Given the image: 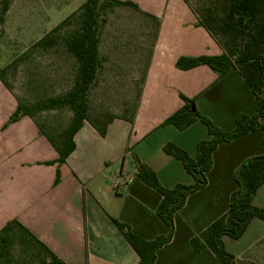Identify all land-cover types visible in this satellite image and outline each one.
I'll return each mask as SVG.
<instances>
[{"label":"crops","instance_id":"obj_1","mask_svg":"<svg viewBox=\"0 0 264 264\" xmlns=\"http://www.w3.org/2000/svg\"><path fill=\"white\" fill-rule=\"evenodd\" d=\"M129 1L159 21L156 38L149 43L139 103L130 116L113 113L103 136L83 120L72 137L73 150L57 164L58 142L26 115L3 126L16 105H0V229L16 220L65 264H136L138 256L111 218L143 239L166 233V225L155 213L161 195L136 176L135 165L125 157L130 147H137V158L163 188L193 182L181 162L162 151L170 142L193 157L197 142L208 138L195 123L182 130L162 123L184 105L180 94L192 99L196 111L223 131L233 128L238 113L254 112V96L236 70L219 76L205 65L185 70L174 66L179 56L220 54L184 1ZM147 90L164 97L163 104L152 105L144 95ZM262 136V131H253L214 148L204 185L187 194L173 213L171 238L156 249L153 264H219L208 249L192 250L189 239L225 213L236 188L233 170L244 158L264 154ZM142 150L164 163L163 174ZM118 161L119 166H109ZM251 203L264 209V183ZM248 233L254 235L250 240ZM247 236L243 248L231 250L232 242ZM263 239L264 221L255 217L238 239L222 236L236 262L264 258Z\"/></svg>","mask_w":264,"mask_h":264},{"label":"trees","instance_id":"obj_2","mask_svg":"<svg viewBox=\"0 0 264 264\" xmlns=\"http://www.w3.org/2000/svg\"><path fill=\"white\" fill-rule=\"evenodd\" d=\"M183 1L195 14L198 25L204 28L222 51L218 55L179 56L174 66L185 70L205 65L219 76L230 70H236L254 96V112L238 113L234 118L233 128L223 131L196 111L192 99L180 94L184 105L168 115L162 123L171 124L176 129L182 130L198 119L205 127L208 138L197 142L193 157H189L170 142L162 146V151L178 159L184 170L191 175L193 178L191 184H176L170 189L163 188L149 167L143 163L136 165V176L161 195L155 213L166 225L165 234L143 239L133 234L127 224L111 218L114 226L138 256L136 264H153L156 249L170 240L173 230L172 215L183 205L187 194L204 185V172L210 167L211 152L218 144L253 131L263 132L260 142L264 144V122H262L264 119V0H197L201 4L197 9L193 8L188 0ZM8 4L9 0L0 1V22L3 21ZM100 4L102 7L100 0H84L75 11L31 44L33 48H51L61 40L66 52L76 64L70 88L62 95L47 97L44 101L33 105L15 102L14 110L3 125L23 115L32 117L35 110L67 106L71 116L58 132L59 146L56 147L57 158L54 160L57 164L64 162L65 157L73 150L72 137L82 126L83 120H87L103 136L106 124L115 116L109 114L100 124L95 119L89 118L87 113V91L95 80L100 64L97 52L98 26L102 21L99 13ZM116 5L138 8L135 3L128 0H106V7L112 8ZM61 31H63L62 35H60ZM14 64L15 62L7 63L0 67V81L4 86H7L3 80L4 74ZM132 110L128 116L131 115ZM232 178L236 188L229 195L225 213L189 239L192 250L208 249L219 264L242 263L236 262L233 255L226 251L222 236L238 239L252 218L264 221V209L251 203L256 189L264 183V154L244 158L233 170ZM57 179L56 171L54 181ZM16 231L39 246L44 253L40 259L42 263L65 264L16 220L8 221L0 229V242L11 243L5 235Z\"/></svg>","mask_w":264,"mask_h":264},{"label":"rangeland","instance_id":"obj_3","mask_svg":"<svg viewBox=\"0 0 264 264\" xmlns=\"http://www.w3.org/2000/svg\"><path fill=\"white\" fill-rule=\"evenodd\" d=\"M188 1L195 9L201 5L197 0ZM83 2L84 0H9L3 21L0 22V67L7 63L15 64L4 74L3 80L7 86L0 81V105H14L15 102L33 105L47 97L62 95L70 88L76 64L61 40L51 48H33L31 44ZM100 2L103 5L101 7L100 4L102 21L98 26L97 44L100 64L95 80L87 91L86 101L88 117L101 124L109 114L128 116L133 106L138 105L146 64L150 59L149 43L156 38L159 21L139 8L123 5L109 8L106 7V0ZM191 12L193 13L192 10ZM62 34L63 31L60 32ZM215 44L221 53V47L216 42ZM152 79L156 81V77ZM144 95L153 102L152 105L163 104L164 97H160L155 91L150 93L147 90ZM70 116L69 108L62 106L35 110L31 118L52 140L57 141L58 132ZM192 123L206 130L198 119ZM128 151L125 159L129 160L130 165H135L136 168L138 163H143L137 158L140 156L137 147H130ZM140 153L148 157L158 174H163L166 168L164 163L155 155L149 157L148 150ZM119 163L120 161L109 166L116 167ZM248 236L250 240L254 235L248 233ZM248 236L240 242H232L234 244L231 250L243 248L249 242ZM5 237L11 243L0 242V264H44L40 261L44 256L43 251L28 237L18 231L9 232ZM261 248L264 249V239ZM241 262L240 264H264V258Z\"/></svg>","mask_w":264,"mask_h":264},{"label":"water","instance_id":"obj_4","mask_svg":"<svg viewBox=\"0 0 264 264\" xmlns=\"http://www.w3.org/2000/svg\"><path fill=\"white\" fill-rule=\"evenodd\" d=\"M191 110H193V108H191Z\"/></svg>","mask_w":264,"mask_h":264}]
</instances>
